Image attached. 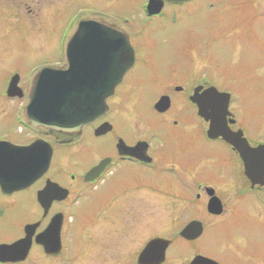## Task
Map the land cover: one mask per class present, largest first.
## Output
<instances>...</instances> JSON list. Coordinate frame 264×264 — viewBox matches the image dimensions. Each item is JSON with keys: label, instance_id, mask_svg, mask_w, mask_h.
Returning a JSON list of instances; mask_svg holds the SVG:
<instances>
[{"label": "flooded vegetation", "instance_id": "af4514ba", "mask_svg": "<svg viewBox=\"0 0 264 264\" xmlns=\"http://www.w3.org/2000/svg\"><path fill=\"white\" fill-rule=\"evenodd\" d=\"M148 1L137 13L145 24L163 19L167 6L172 9L193 3L164 4L159 14L149 17L145 9ZM99 2L95 4L101 6ZM53 4L31 7L24 0L3 2L0 15L6 21L27 20L33 28L48 11L45 22L49 26L62 6ZM213 6L210 2L208 9ZM135 19L130 13L94 8L73 20L57 69H65L67 44L81 22H98L119 32L127 38L134 57L132 67L106 100L104 116L77 132L29 126L24 108L35 75L26 80L14 72L9 77L5 95L17 76L22 96L6 95L5 100L19 101L15 121L21 129L0 135V142L6 144L0 147V170L10 164L6 160L11 147H27L36 141L51 147V159L36 180L20 188L12 177L1 175L6 171H0V264H97V257L102 264L106 259L103 252L112 248L123 250L121 264H137L141 251L153 240L167 243L162 264H192L196 258L209 264H264V234L253 231L254 235H248L237 224L239 220L245 225L253 220L264 222V186L251 185L236 149L221 137L209 138V122L198 115L197 103L208 99L205 92L227 93L229 115L222 132L244 140L250 149L264 146V138L250 136L238 120L234 95L217 83L230 70L215 60L212 40L203 41L200 47L187 45L179 57L182 68L173 67L164 77L157 70H138L146 65L140 58L146 39L137 30ZM27 86L28 92L24 90ZM129 100L138 104L131 112L124 106ZM161 101L167 108L155 109ZM142 104L154 115L145 114ZM105 124L108 130L96 134ZM101 144L104 151L96 152L95 146ZM93 170L96 174L89 176ZM109 177L114 184L97 196L104 197V205L93 200L90 213L94 215L79 226L75 210L80 197L86 191L100 190ZM6 183L12 187H1ZM97 205L100 209L96 211ZM131 217L155 233L131 248L136 250L133 261L127 256L130 243L117 237L131 226ZM199 242L208 249L203 250Z\"/></svg>", "mask_w": 264, "mask_h": 264}, {"label": "rangeland", "instance_id": "374dc122", "mask_svg": "<svg viewBox=\"0 0 264 264\" xmlns=\"http://www.w3.org/2000/svg\"><path fill=\"white\" fill-rule=\"evenodd\" d=\"M19 1L23 0H0V4L3 2L13 4ZM24 1L31 7L38 4L49 6L54 5L53 3H62V6L60 5L58 15L49 26L45 22L48 11H42L44 17L41 14L43 19L34 25V29L27 20L6 21L0 15V135L21 129L15 121V110L20 106L19 101L10 103L5 100L7 98L5 89L12 73H19L23 79L30 80L41 68L55 67L59 64L63 58L65 41L72 33L73 20L88 12V9L93 11L96 8L107 11L115 9L121 14L130 13L136 17L135 24L139 27L137 30H140L139 33L146 39L140 56L146 65L138 68L142 72L152 73L157 70L159 76H166L171 68L176 66L182 68L178 64L179 57L186 52L187 45L200 47L203 41L212 40V45H209L215 60L230 70L224 73V78L217 82L218 85L234 95L235 106L238 104L236 108L239 110L238 120L248 134L264 138V0H255V7L252 5L254 0H193L192 4L185 7L169 9L167 6L163 19H156L148 24H145L147 22L138 15L139 6L147 0ZM98 1L101 2V6L95 4ZM210 2L214 6L208 9ZM233 72L236 74L232 77ZM28 89L29 86L24 88L27 92ZM124 106L131 112L138 104L135 100H129ZM119 108L115 106V109ZM141 109L149 116L154 115L147 104H142ZM103 145H96L95 151H104ZM113 184L109 177L100 190L83 193L75 210L79 226L94 215L93 211L90 213L93 200H100L101 207L104 205V197L97 196L107 193ZM99 209L97 205L95 210ZM129 222L133 227L127 226L117 237L121 236V240L130 243L127 256L133 261L136 250L131 248L138 241L155 233L143 227L144 224L141 226L136 223L132 217ZM237 224L242 226L243 232L248 235L253 231L264 234L262 221L253 220L245 225L239 220ZM198 244L203 250L208 249L206 244L200 242ZM105 251L107 253H103L106 259L102 264H121L119 256L124 254L123 250L112 248ZM100 257L103 258V255ZM97 260L99 264L98 257Z\"/></svg>", "mask_w": 264, "mask_h": 264}, {"label": "water", "instance_id": "95a60500", "mask_svg": "<svg viewBox=\"0 0 264 264\" xmlns=\"http://www.w3.org/2000/svg\"><path fill=\"white\" fill-rule=\"evenodd\" d=\"M189 0H149L146 12L149 16L161 12L164 4L179 5ZM67 65L65 69L43 68L35 76L24 115L29 125L61 133H74L104 116L106 100L114 93L123 75L132 67L133 52L125 36L98 22H81L76 34L66 48ZM18 77L14 76L7 89L10 98L21 97L17 88ZM206 103H197L198 115L209 122L208 137H221L239 153L245 176L251 185L264 186V146L250 149L247 144L237 140V136L222 132L227 111L229 95L215 90L205 92ZM165 102L155 105V109L167 108ZM108 126H101L96 134L106 132ZM6 145L0 142V147ZM6 160L7 178L16 180L20 188L36 180L51 159V147L36 141L27 147H11ZM99 167L97 170H100ZM93 170L89 176L95 175ZM19 176V177H18ZM11 188V183L1 185ZM167 246L162 240L149 242L138 256L137 264H162ZM196 258L192 264H209Z\"/></svg>", "mask_w": 264, "mask_h": 264}]
</instances>
